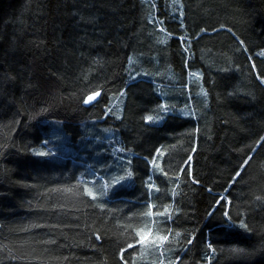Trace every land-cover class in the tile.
I'll list each match as a JSON object with an SVG mask.
<instances>
[{
    "label": "trees",
    "instance_id": "16d2710c",
    "mask_svg": "<svg viewBox=\"0 0 264 264\" xmlns=\"http://www.w3.org/2000/svg\"><path fill=\"white\" fill-rule=\"evenodd\" d=\"M0 264H264V0H0Z\"/></svg>",
    "mask_w": 264,
    "mask_h": 264
},
{
    "label": "water",
    "instance_id": "95a60500",
    "mask_svg": "<svg viewBox=\"0 0 264 264\" xmlns=\"http://www.w3.org/2000/svg\"><path fill=\"white\" fill-rule=\"evenodd\" d=\"M102 96V92L101 91H98V92H95V93H91L89 94L86 99H85V105L86 106H91V105H94Z\"/></svg>",
    "mask_w": 264,
    "mask_h": 264
},
{
    "label": "rangeland",
    "instance_id": "374dc122",
    "mask_svg": "<svg viewBox=\"0 0 264 264\" xmlns=\"http://www.w3.org/2000/svg\"><path fill=\"white\" fill-rule=\"evenodd\" d=\"M153 122V120H151Z\"/></svg>",
    "mask_w": 264,
    "mask_h": 264
}]
</instances>
